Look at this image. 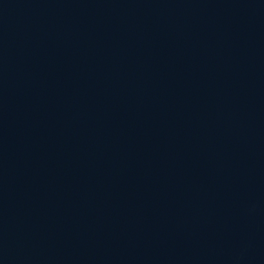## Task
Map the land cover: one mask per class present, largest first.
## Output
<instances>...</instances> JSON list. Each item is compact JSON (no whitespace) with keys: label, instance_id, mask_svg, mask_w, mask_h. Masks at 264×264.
<instances>
[{"label":"water","instance_id":"95a60500","mask_svg":"<svg viewBox=\"0 0 264 264\" xmlns=\"http://www.w3.org/2000/svg\"><path fill=\"white\" fill-rule=\"evenodd\" d=\"M0 264H264V0H0Z\"/></svg>","mask_w":264,"mask_h":264}]
</instances>
